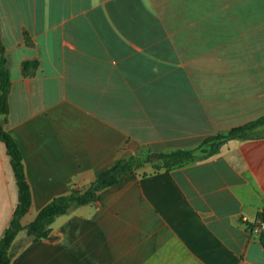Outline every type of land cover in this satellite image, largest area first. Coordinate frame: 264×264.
I'll return each mask as SVG.
<instances>
[{"label": "crops", "instance_id": "1", "mask_svg": "<svg viewBox=\"0 0 264 264\" xmlns=\"http://www.w3.org/2000/svg\"><path fill=\"white\" fill-rule=\"evenodd\" d=\"M0 36L6 129L32 192L24 227L119 158L192 149L264 115V0H0ZM17 203L0 141V238ZM262 213L264 136L233 139L170 171L121 172L46 238L22 230L10 264H264Z\"/></svg>", "mask_w": 264, "mask_h": 264}, {"label": "trees", "instance_id": "2", "mask_svg": "<svg viewBox=\"0 0 264 264\" xmlns=\"http://www.w3.org/2000/svg\"><path fill=\"white\" fill-rule=\"evenodd\" d=\"M37 65L38 62L36 60L24 61L22 65L24 73H28ZM11 86L10 65L0 36V141L6 145L18 185L17 206L8 227L0 238V264H10L12 258L25 245V243L15 244V240L22 230H26L29 241L46 238L51 231L52 224L59 216L68 213L73 207L96 202L102 190L115 186L120 182L121 172L147 175L151 171H170L217 154L229 140H247L264 136V115H262L228 131L210 135L192 149L147 152L139 156L133 155L127 158H119L108 169L100 173L88 186L72 188L69 193L55 197L39 211L31 223L24 227L22 218L31 207L32 192L24 170L22 151L15 137L6 129L10 112L9 95ZM147 168H151V170L147 171ZM261 221L264 222V213L261 214ZM260 242L264 247V226L260 233Z\"/></svg>", "mask_w": 264, "mask_h": 264}, {"label": "rangeland", "instance_id": "3", "mask_svg": "<svg viewBox=\"0 0 264 264\" xmlns=\"http://www.w3.org/2000/svg\"><path fill=\"white\" fill-rule=\"evenodd\" d=\"M151 170V168H147V171Z\"/></svg>", "mask_w": 264, "mask_h": 264}]
</instances>
